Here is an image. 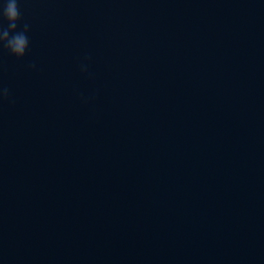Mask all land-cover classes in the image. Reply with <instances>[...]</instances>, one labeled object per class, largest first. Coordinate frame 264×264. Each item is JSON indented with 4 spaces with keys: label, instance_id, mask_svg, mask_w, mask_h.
<instances>
[{
    "label": "water",
    "instance_id": "95a60500",
    "mask_svg": "<svg viewBox=\"0 0 264 264\" xmlns=\"http://www.w3.org/2000/svg\"><path fill=\"white\" fill-rule=\"evenodd\" d=\"M18 6L0 264H264V0Z\"/></svg>",
    "mask_w": 264,
    "mask_h": 264
},
{
    "label": "clouds",
    "instance_id": "9594fccd",
    "mask_svg": "<svg viewBox=\"0 0 264 264\" xmlns=\"http://www.w3.org/2000/svg\"><path fill=\"white\" fill-rule=\"evenodd\" d=\"M18 3L19 0H0V46L11 56L22 59L29 48L27 36L29 25L24 23L22 28L17 30V23L20 20ZM80 70L82 72L87 70L85 63H81ZM8 95V89L0 85V100L7 98Z\"/></svg>",
    "mask_w": 264,
    "mask_h": 264
}]
</instances>
